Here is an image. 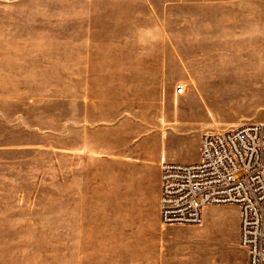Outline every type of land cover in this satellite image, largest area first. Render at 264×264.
<instances>
[{"label": "rangeland", "instance_id": "374dc122", "mask_svg": "<svg viewBox=\"0 0 264 264\" xmlns=\"http://www.w3.org/2000/svg\"><path fill=\"white\" fill-rule=\"evenodd\" d=\"M222 1L248 4L225 29L224 2L217 27L188 24L185 0H0V264H163L176 242L181 264H239L235 206L166 227L139 183L162 163L143 160L145 127L147 150L176 135L195 162L205 133L264 122V0ZM183 32L217 88L177 95L172 70L163 103L147 98L146 53Z\"/></svg>", "mask_w": 264, "mask_h": 264}, {"label": "built area", "instance_id": "2783aa9c", "mask_svg": "<svg viewBox=\"0 0 264 264\" xmlns=\"http://www.w3.org/2000/svg\"><path fill=\"white\" fill-rule=\"evenodd\" d=\"M185 88L178 85L177 95ZM159 190L160 221L166 227L201 226L205 208L235 206L238 244L249 264H264V122L205 133L197 161L161 163Z\"/></svg>", "mask_w": 264, "mask_h": 264}, {"label": "crops", "instance_id": "0c3cea01", "mask_svg": "<svg viewBox=\"0 0 264 264\" xmlns=\"http://www.w3.org/2000/svg\"><path fill=\"white\" fill-rule=\"evenodd\" d=\"M184 1V0H182ZM224 2L223 5L224 7V19H223V27L224 29L231 26L232 24V11L233 9H240L242 6H247L248 4L244 3H236L235 8L234 6L229 3H226L225 1L220 2V0H185V2H182L181 6L185 8L184 10H189L188 12L185 13V17H187L188 24H190V21L195 20L194 17H199L200 21L203 24H207V22L214 23V26L218 27L219 24V19H217V13L218 10L220 9V6ZM257 6V4H255ZM260 7H263V3L259 5ZM183 10V11H184ZM223 11V12H224ZM229 11V12H228ZM208 13L212 14V17H214L213 20H205L203 19L205 16L208 15ZM193 16V18L191 17ZM239 17H235V19H238L242 21V19ZM258 21V18L256 19ZM182 24H184V19H181ZM167 25V24H166ZM242 26V25H240ZM160 27L163 28V20L160 21ZM243 27V26H242ZM226 33V32H224ZM227 34L231 35L232 30L229 29V33L227 30ZM177 35V34H176ZM178 36V35H177ZM177 36H172V37H165V35H159L158 36V44H160V49L153 51V52H148L146 53L147 56L144 57L145 61L144 63L148 65L149 67H146L144 69V72L142 73V76L139 80L142 84H144V90L145 91H151L155 92L153 95L148 94L147 98H154L156 100H159L163 103V90L166 89V84L168 83V75H171L172 70L177 72V78L175 80H180L176 84V86L179 83H185L187 82H192L194 81L196 83V86L199 90H215L217 82L215 77H210L209 73L210 71L206 70L208 72V75L206 73H203L201 75L200 73V67L203 65V67L206 69L208 65L204 62L205 57H201L202 52V45L200 42L196 41H191V39H187L186 37L188 36L186 32H183L178 36V40L176 41ZM151 39V38H150ZM187 45V48L186 46ZM201 50V51H200ZM205 55V54H203ZM200 58L203 59V64L200 62ZM149 61H146L148 60ZM205 71V72H206ZM138 81V80H137ZM174 82V81H171ZM192 84V83H191ZM190 84V85H191ZM176 86H175V91H176ZM176 94V93H175ZM185 92L183 93V95ZM147 128L145 127L144 132H143V141L139 143V148L143 150V160L145 163L151 164V163H161L163 161V154L165 155L166 159L168 158H179L182 160V163H192L194 162L193 159L190 160V162H187V158L182 157V155H179L177 152H175V144L177 142H182V140L178 139V136L174 135L172 137L169 136V138L164 137L166 141H164L160 144L158 148H156L154 151L153 150H147L148 146V135L149 132L146 130ZM162 139L163 140V132L161 131ZM151 142V141H150ZM169 144V145H168ZM168 146L171 150V153L169 151H166V149L163 147ZM199 157V155H198ZM197 157V160H198ZM193 158V157H192ZM196 160V161H197ZM169 162H177L173 160H169ZM160 173L159 170L155 168V166H148L146 169V174L145 178H142L139 180L140 186L141 187H146L149 186L152 188L151 190V200H155L157 198L158 202V210H159V177ZM156 185V189L154 190ZM145 196V195H143ZM164 236V235H163ZM165 238H166V244H167V230H165ZM177 240V239H176ZM176 242V241H175ZM239 246V244H238ZM166 248L163 247V264H181L182 261V256L181 252L179 249V244L176 242L173 246V248L170 246V249L168 248V244L165 245ZM240 247V246H239ZM241 248V247H240ZM238 256H239V264H249V257L248 253L245 249L241 248L238 249Z\"/></svg>", "mask_w": 264, "mask_h": 264}, {"label": "bare ground", "instance_id": "6f19581e", "mask_svg": "<svg viewBox=\"0 0 264 264\" xmlns=\"http://www.w3.org/2000/svg\"><path fill=\"white\" fill-rule=\"evenodd\" d=\"M164 159H163V161L162 162H164V161H166V158L165 157H163Z\"/></svg>", "mask_w": 264, "mask_h": 264}]
</instances>
